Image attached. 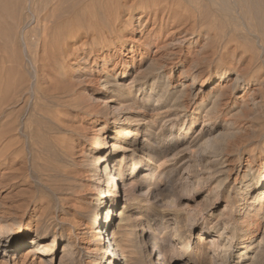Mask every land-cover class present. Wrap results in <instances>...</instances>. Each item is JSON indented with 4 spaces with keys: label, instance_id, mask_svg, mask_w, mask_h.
<instances>
[{
    "label": "rangeland",
    "instance_id": "obj_1",
    "mask_svg": "<svg viewBox=\"0 0 264 264\" xmlns=\"http://www.w3.org/2000/svg\"><path fill=\"white\" fill-rule=\"evenodd\" d=\"M0 1V23H2L0 24V50L2 48H10L8 49L10 52L13 50L12 68L14 72L17 71L18 76L23 72L24 75L29 76L31 82L27 81L28 84L30 83L29 87L33 83L36 84L35 75L37 74H41L43 78L45 76L43 82L41 81L43 86L49 85L45 81L49 83L48 79H52L50 77L59 76L60 70L51 67L50 69L47 57L40 55L43 53L45 56L47 52L44 55L43 46L48 47L53 42H41L38 36L32 35L35 33L33 31L40 28L35 18V11L42 8V0ZM4 1L8 4L3 8ZM168 1V4L167 0L162 1L158 11H155L156 8H149L150 10L142 18H139L141 9L133 10V16L129 17V11L132 9L128 7L127 11L119 14V17L116 15L113 18L116 24L115 32L109 34L116 46L110 50L103 52L96 46L94 49L89 45L80 46L83 42L82 37L76 40H71L73 38L70 37L63 46V53L66 55L63 68L66 75L64 74L65 77L63 76L64 79L61 82H64V85H69L70 81L73 82L82 105L87 106L93 103L90 99L91 95L99 96L98 91H102L103 79L111 80L116 75L122 80L127 79L124 76L128 72L131 75L140 73L147 77L149 82L160 78L166 85L168 83L172 98L179 95V107H172L173 101L170 98L160 111L155 105L157 98H150L147 93H143L140 95L143 99L137 103L133 100L124 105L108 102L107 107L99 102L98 109L101 108L103 111L96 113L95 110L91 116H88L85 110L75 112L68 109L64 115L71 117L65 118L64 125L73 130V134H67L65 130H59L57 127L55 120L57 108L51 106L53 99H42V102L46 101L42 105L44 108L35 112L37 115H34L35 131H38L32 141L37 149L32 151L27 141L25 151L27 171L31 174L33 171L31 167L39 168L46 159L58 165L64 164V153L58 148V143L49 140V136L59 132L60 136L70 137L65 145L71 143L77 145L73 150L74 153L76 152L74 162L77 166L68 167V169H78L77 177L72 179L53 177L52 182H58L61 187L58 191L55 186L49 187L44 184L43 188L41 187L42 189L40 188L37 192L41 195L43 191L45 196H49L55 214L59 215L65 223H69L71 214L67 211L74 212L84 207L83 199L89 202V205L86 202L87 206L95 207L93 197L97 192L95 187L98 180L93 176V171L83 173L81 168L85 164L84 161L91 158L85 156L95 146L97 137L102 134L103 123H108L107 126L112 130L113 124L122 122L125 117L140 119L138 125H140L141 133L138 136V142L140 146L146 147V151L139 154L145 156L147 152L148 157L153 158L156 167L152 165L151 169L140 171L136 178L138 185L133 191L134 195L127 203L129 205L127 214L130 215L128 217L135 218L138 215L140 217L135 218L136 221L133 219L134 222L129 221L128 230L121 231L122 241H120L123 246V255H126L124 264H155V257H158L159 252L157 250L156 255L153 256L149 247L155 239L162 245L167 264H264V240L258 243L260 239H264V211L259 212L256 224L252 225V229L258 228L252 239L255 242L253 243L255 248L237 258L235 244V235L239 232L240 221L249 212V197L246 196L245 185L255 174L261 175L264 170L262 166L264 162V0H226V2L225 0H200L202 6L204 4L201 8L202 13L205 12L207 16V12L213 16L210 21L215 28L225 25L227 31L228 29L235 31V40L238 39L235 42L226 37L216 40L212 35L213 37L209 38L214 33V28L210 25V21L208 22V18L206 20V17L200 15L196 8L193 10L191 6V9L189 4L190 10H187L184 4L179 5L180 3L174 4ZM76 2L78 1L62 0L61 9L59 8L55 14L58 13L57 16L62 15L63 12L66 14L73 4L76 5ZM39 3L42 5L40 6ZM212 5L215 6L212 7ZM209 39L216 40L217 43ZM224 70L228 78L223 85L217 86L218 74ZM193 73L206 77L208 80L202 92L191 88L190 75ZM67 76H70L69 80ZM27 82L26 85H28ZM135 94H139L137 90ZM29 102L28 107L26 104L23 105V102L20 106H24L28 111L34 104L32 97ZM25 109L24 117L26 118ZM207 117H212L213 125L216 121L219 123L213 131L218 133L217 140H209L207 137L211 135L201 130L202 122ZM154 118L156 120L151 125L150 120ZM193 122H196V127L186 136L183 128ZM149 128L152 133L146 136L145 132ZM200 130L201 133L197 134ZM169 134H172V137L177 136L169 141L165 137ZM150 143L157 146H152ZM89 153L91 155L92 152ZM32 162L37 165L31 164ZM160 162L162 164L159 165ZM90 166L92 169L96 167L93 164ZM147 172L154 173L150 181L143 178ZM30 181L31 185L40 183L35 176H31ZM16 183V186L0 185V207L4 203L5 219L9 221L13 215L26 211L25 220L33 221V211L39 205L41 198L37 197L36 200L29 198V182L15 180L12 184ZM71 185L76 190L73 197L70 196ZM70 198L72 201L63 206L61 213L60 201L68 202ZM23 205L26 206V210L22 211ZM218 222L224 224L227 222L225 225H228L229 232L226 230V233L231 237L228 241L230 244L220 239V232L225 225L217 228L214 224ZM34 229H36L35 225L32 226V230ZM90 231L83 226L74 231L76 239L72 248L73 252L69 253L73 264L102 263L98 250L100 239L96 236L94 229ZM204 231H207L204 238L215 239L214 242L205 240L203 242L197 238L198 234ZM31 233L33 234L30 232L24 237L26 243H23L22 248L15 246L17 239L7 252L5 244L0 245V264H40L39 255L34 252L35 247L29 243L33 237ZM106 239L105 233L104 240ZM41 241L50 243V240ZM63 243V241L55 243L54 264H59ZM9 251H14L16 255H13V252L9 254ZM256 251H258L257 254ZM5 253L8 254L4 255ZM252 254H256L257 261L251 260Z\"/></svg>",
    "mask_w": 264,
    "mask_h": 264
},
{
    "label": "bare ground",
    "instance_id": "obj_2",
    "mask_svg": "<svg viewBox=\"0 0 264 264\" xmlns=\"http://www.w3.org/2000/svg\"><path fill=\"white\" fill-rule=\"evenodd\" d=\"M77 1L78 2H76V5L75 4H73V6L71 5L72 8L66 14L63 12V14L59 16H57L56 14L58 13L55 14V12L60 7H62L61 6L62 0H42L43 6H41L42 3L41 4L39 3L42 8L38 11L37 10L35 11L36 16L35 15L34 16L40 28L37 29V31H33L35 33L31 32L32 35L38 36L37 38H39V41L41 42H46V41L53 42L52 45L48 47H46L45 45L43 46L42 51L44 52V55L47 52L45 56H43V53L42 54L40 53L41 55L40 54L39 55L42 57H47L48 61L50 62V64H48L49 68L51 67L53 69L60 70L59 76L56 75L50 77L52 79H48L50 80L49 83L48 81L44 80L49 85L45 84V86H43L42 80L45 78V76L43 78V76L41 77V74H37L35 75L36 84L34 85L33 83L32 85L34 86L31 85L29 87V84L31 83L29 81V76L24 75L23 71H22L23 72L22 75L18 76L16 73L17 71L14 72L13 70L14 68H12L13 56L11 57V54L13 50L11 52L9 51L10 48H8L9 50L7 48H2L0 50V185L16 186L17 183L12 184L14 183L15 180L26 181L29 182L28 184L29 198L35 200L37 197L41 198L40 202L38 203L39 205L36 206V208L33 211L34 212L33 215L34 217H32L33 221L30 219L25 220L26 211L20 213L19 215L18 214L13 215L10 218L11 220L7 221L5 219L6 217L5 215L6 211L4 210L5 205L4 203L1 205L0 245L2 246L5 244L6 246L5 249L7 252V250L11 247V244L17 239L16 241L18 242L15 246L17 248H22V246L24 245L23 243L24 242L26 243L24 239L26 234L33 232V234L31 233L33 237L31 238L29 243L35 247L34 252L37 255H39L38 257L40 258L39 261L40 264L55 263L54 246L55 243L60 241H63L64 243L61 249V254H60L61 257L59 259V264H73L74 262L72 258L69 256L70 255L69 253H71L74 241L76 239L74 231L76 232L77 229H80V227L83 226L89 231L90 230L92 231L94 229L96 236L100 239L98 243L99 244L98 250L101 254V259H102L101 264H124V257L126 255L125 256L123 255L124 251H123V246L121 244L122 240L120 239L121 231L127 229V226L128 227L130 226L129 221L132 222L133 219L135 218L139 219L140 217V215H138L139 217L138 216L135 217L136 216L135 215L134 216L135 218L128 217L129 214H127V212L129 211L128 210L129 205L127 203L130 202V199L134 195L133 191L138 185L137 183L138 181L136 182V178L140 173V171L151 169V166L155 165V162L152 160L153 158L152 159L149 158L147 152H145V156L139 154L140 152L146 151L145 150L146 147L140 146L138 142V136L141 133L140 125H138L140 119H135L133 117H125L122 122L120 123L115 122L112 126V130L109 128V126H107L108 123L107 124L103 123V125L101 126L102 134H100L97 137V140L95 141V146L93 147V149H91V151H89L92 152L91 155L88 152L85 156L91 158L89 160H85L84 161L85 164L81 168L83 173L84 172L90 173L93 171V176L98 180L97 185L95 187L97 189V192L93 197V199L95 200V203H93L95 207L91 208L87 206L86 205L87 200L83 199L82 203L84 204V207L82 208L80 207L78 211L75 210L74 212L70 210L67 211L71 214L69 223H65L59 218V215L55 214L53 203L49 196H45L43 191H41L42 193L40 192L41 195L39 193L38 195L37 192L38 190H40L41 187L43 188L44 184H47L49 187L50 185H53L58 191L61 187L58 185V182L57 183L52 182L53 177H63L62 179H66V178L72 179L73 177H77L78 169L76 168L68 169L69 166L71 167L77 166L76 163L74 162L75 161L74 156L76 152L74 153L73 151L75 150L74 148L77 145L75 146L74 143L73 144L67 143L68 145H65V142H67V140H69L70 137L68 138L65 136H60L58 134L59 132L49 136V140L51 142L58 143L59 145L58 148L61 150V152L64 153L63 156L64 164L58 165L55 163H51L49 159H46L43 164L41 163V166H39V168L31 167L33 169L31 174L27 171L28 166H26L27 161L25 158V151L27 147V141H29L30 144L29 148H31L32 151H35V149H37L34 142L32 141V139L36 137L35 134L38 131V130L35 131L34 115L35 114L37 115V113L35 112H39L43 110L44 107L42 105L43 103L45 104L46 101L42 102V99L44 100L47 98L53 99V101H51L52 102L51 106H55L57 108L56 109L57 112L55 113L56 119L54 118L56 120L57 127L59 130H65L67 134H73V130L67 128L66 124L64 125L65 118L68 119V117H71V116L65 117L64 115V113L65 114L67 113L68 109H71L72 111L75 112L85 110V112H88V116H91V114L95 110L96 113L103 111L101 108L98 109L99 102H102L107 107L109 106L108 102H117V103H122L120 105H124L126 104V102L133 100L134 103H137L143 99L140 97V95H142L143 93H147V95H149L150 98L152 97L157 98L155 105L158 106L157 108L160 109V111L163 107H165L164 106L165 103L169 101L170 98H172L171 95L172 93H170V88L168 86V83L166 85V83H164L160 78H155L153 81L149 82L147 77L143 76V74L140 73L131 75L128 72L124 76L127 79H122V80L118 79L116 75H114L113 79L111 80L103 79L102 91L101 92L98 91L97 94H99V96L91 95L90 99L92 101L90 99L89 100L93 103L88 104L87 106L82 105L81 98L76 94L77 93L76 92L77 90L75 88L76 85L73 82L70 81L69 85L68 84L64 85L63 84L64 82H61L65 77L64 74L66 75V72L64 71L63 68L64 65L63 60L64 58H66V55L63 53V49H64L63 46L65 45L64 42L68 41L70 37L73 38L71 40H76L77 38L82 37L83 42L81 43L80 46L89 45L91 46L92 49H94V47L96 46V48H100L101 50H103V52L106 50H110L112 48H115L116 46L114 45V41L109 37V34L111 32H115L114 30L116 29V24L113 22V18L116 15L119 17V14L122 11H127L126 8L128 7L132 9V11H129L130 12L129 17L133 16V10L141 9L142 11L139 15V18H142L146 15V12L150 10L149 8H156L155 9L156 11L158 9L159 4L165 0H153L154 2H152L151 0L152 3H150V1L148 0H77ZM168 2L169 1L167 0V4ZM170 2H173L174 4L180 3L179 5L184 4L187 10H190V8L192 9V7L194 8L193 10H195L196 8L197 9L196 11H199L200 15L206 17V20L208 18V22L212 20L210 19L213 17L211 14L206 12L207 16H205V12L204 14L202 13L203 11L201 8H203L204 4L202 6V2L200 0H170ZM33 3L35 4L36 2L34 1ZM2 4L4 8V6L8 3L4 1L2 2ZM170 4L172 5V3ZM188 4L190 5V8H188L189 7ZM213 6L215 5H212V7ZM219 7H221V5H219ZM210 15L211 17H209ZM194 20L196 21V19ZM210 25H212V28H214L213 32L215 34L213 33L210 36L208 35L209 38H212L214 36L215 37L214 39L216 40L220 38L223 39L225 37L228 40H234V42L238 40V39L235 40L236 38L234 33L235 31L233 32V30L230 29H228L229 31H227V29H225L224 27L225 25L216 27L217 29L215 28L212 21H210ZM216 40L214 41L211 39L210 41L216 42ZM26 43L28 44V42ZM130 50L132 51V49ZM190 76H191V88L194 91L198 90V92H202L204 90V86H206L207 84L208 81L207 78L203 76L201 77L200 75H197L195 73H193ZM68 77L70 76H67V79ZM227 78H228V74L225 70L220 72L216 80V85L217 86L223 85V83L227 80ZM27 81H29L30 83L28 84ZM26 82L28 85H26ZM148 86H150V88H148ZM136 90L138 91L139 94H135ZM154 94L156 96H154ZM181 95H182V90H181ZM31 97L33 99L34 104H32V106H30V109L28 108L29 110L27 111L24 106L22 107L20 105L21 102L24 103L23 105L25 104L27 105L29 100H31ZM178 99H179V95H176L171 99L173 101L172 107L175 106L179 107ZM128 103L127 105L130 106L131 104ZM134 103H132V105ZM211 107H213V105ZM24 109L26 111V115H25L27 116L26 118L24 117V113H25ZM154 120L156 119L154 118L153 120H150L152 122L151 125L154 124ZM212 123H213L212 117H207L206 119L203 120L201 125V130L203 129L204 131L208 132L209 135H211L207 137L209 140H214L218 137V133L217 134L213 133V131L219 125V123L218 121H216L214 125ZM195 127H196V122L190 123L188 126L183 128V133L187 136V134L193 132ZM201 130L197 134L201 133ZM151 133H152L151 129L149 128L146 130L145 135L150 136ZM172 134H169V136L166 135L165 136L167 137L166 140L170 141L172 138H174L175 135L172 137ZM151 145L157 146L155 144H151ZM65 159H67L66 162ZM33 163L34 162H32L31 164ZM92 164L96 165L95 169L94 168L92 169V167L90 166ZM160 164H162V162H160L159 165ZM163 164H165V162ZM262 166L264 168V162H262ZM1 170H6V172H1ZM31 176L37 177L40 183H38L37 185L32 184L33 185L32 186L30 181ZM152 176H154V173L147 172L143 175V178L145 180L148 179L150 181L153 178ZM120 184L122 185L121 188H120ZM245 186H246V196L249 197L248 200L249 212L247 213V215L244 216V218H242L241 221L238 220L240 221L239 232L237 235H235L236 237L235 244L237 245V255H236L237 258L248 254L250 252L248 250L255 248V245L253 244L255 242H253L252 239L254 238L256 234L255 232L258 230V228L252 229V225L256 224L257 222L256 219H258L259 212L264 211V170L261 175L255 174L253 178L250 180V182ZM69 189L72 190V191L70 190L71 192L70 196L73 197V194L76 192V190L73 186L72 188ZM71 201L72 199L68 202L60 201L59 206L61 207L60 208L61 213L63 211V206L65 204H69ZM88 203L89 202H87V204ZM115 208L117 209L115 210L114 213ZM23 210H26V206L24 205L22 206V211ZM78 215H81V217H78ZM263 215L261 217H263ZM136 220L137 219H135V221ZM3 222H5V224ZM223 224H224L223 222H218L215 223L214 225L217 228L218 227L222 228ZM33 225L36 226V229L34 230H32ZM226 230L228 231V225H225V228L223 227L221 232L219 231L220 239L225 240L224 242H228L231 239L230 235L226 233L227 232ZM207 231L199 233L197 238L201 241L205 240L207 242H214L215 239L204 238V235L207 233ZM105 233L107 235L106 240H104ZM41 240H50V243L42 242ZM262 240L264 239L263 238L260 239L258 243H260ZM151 243L152 244H149V247H151V252H150L151 255L153 256L156 255L157 250L159 252L158 257H155V264H167L166 255L163 253L161 243L156 239L153 240V242ZM222 246L225 247L224 245ZM258 251H256L255 253L257 254ZM12 252L13 255H16L14 251H9V254ZM7 254L8 253H5L4 255ZM255 255L252 254L251 260L255 259ZM255 261H257V258L255 259ZM252 263L254 262L252 261Z\"/></svg>",
    "mask_w": 264,
    "mask_h": 264
}]
</instances>
